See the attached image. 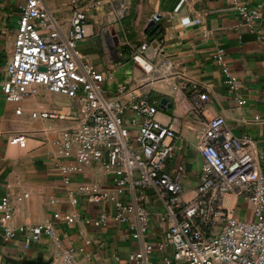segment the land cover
Here are the masks:
<instances>
[{
	"label": "built area",
	"instance_id": "2783aa9c",
	"mask_svg": "<svg viewBox=\"0 0 264 264\" xmlns=\"http://www.w3.org/2000/svg\"><path fill=\"white\" fill-rule=\"evenodd\" d=\"M231 3L246 23L252 25L256 21L258 14L247 1ZM102 4L103 0H91L87 6L76 5L70 26L63 33L59 21L42 0H24L20 4L13 52L1 82L5 98L18 103L16 112L22 113L20 103L36 94L42 85L72 101L69 112L58 108L32 109L30 115L66 120L54 138L61 154L58 167L65 180L70 181L96 161L111 175L115 191L99 181H83L77 188L100 204L102 222L114 217L145 232L150 213L143 201L150 190L163 200L165 210L160 219L167 223L164 236L156 241L147 240L142 247L130 251L128 257L134 264H264V170L259 144L249 133L234 134L223 114L209 117L202 127L199 144L202 171L194 192L186 195L184 165L179 164L174 170L168 168V160L175 155L177 134L173 122L157 117L160 97L147 88L136 93L128 84L110 93L105 82L114 78L113 72L99 69L94 63L80 62V42L88 35L87 7ZM131 46V58L144 79L151 73L156 78L182 76L174 86L185 87L190 82L191 111L196 115L206 113L211 94L205 83L181 75L174 60L162 58L157 47L150 52L151 41ZM212 56L222 65L229 88L237 92L242 81L230 67L225 48L218 47ZM154 58L160 61L154 62ZM236 98L240 104L247 101L241 96ZM27 140V133L18 132L9 142L25 146ZM129 182L138 187V201L120 196L129 188ZM227 194L247 198L254 217H242L227 207ZM13 215L10 194L5 193L0 200V219L6 240L21 231L24 245L29 247L42 236H50L63 261L74 264L77 249L63 245L54 223H21L13 227L9 224ZM65 217L71 218V213ZM167 247L171 254L155 256Z\"/></svg>",
	"mask_w": 264,
	"mask_h": 264
},
{
	"label": "crops",
	"instance_id": "0c3cea01",
	"mask_svg": "<svg viewBox=\"0 0 264 264\" xmlns=\"http://www.w3.org/2000/svg\"><path fill=\"white\" fill-rule=\"evenodd\" d=\"M23 1L0 0V200L5 193L10 194L14 215L9 224L17 227L21 223H54L63 245L77 249L74 264H134L128 257L130 251L142 247L147 240L156 241L164 236L167 223L160 219L165 210L163 200L150 190L143 201L150 213L145 232L114 217L102 222L100 204L77 188L83 181H99L115 191L111 175L96 161L70 181L65 180L58 167L61 154L54 138L66 120L30 115L32 109L58 108L69 112L72 101L66 95L40 85L36 94L20 103L24 110L17 113L18 103L8 101L1 89L6 63L13 52ZM90 1L42 0L59 21L63 33L70 26L73 8L87 6ZM245 1L258 14L252 25L246 23L231 0H150L147 22L136 37L151 41L150 52L157 47L162 58L173 59L181 75L207 85L211 101L202 115H196L190 109V82L185 87L174 86L182 76L156 78L151 73L144 79L140 68L127 53L119 57L111 55L109 43L102 34V29L109 28L105 27L108 21L103 15L107 0H103L100 7H87L88 35L80 42V62L94 63L99 69L113 72L114 78L105 82L110 93L122 84H128L136 93L147 88L152 94L160 98L167 95L174 102L172 113L160 107L157 117L164 122H173L176 128L175 155L168 160V168L174 170L179 164L184 165L186 195L194 192L202 171L203 157L199 146L202 127L216 114L225 116L234 134L249 133L254 137L261 150L260 163L264 170V0ZM152 19H155L157 31L162 30L159 37L148 35L147 28ZM218 47L225 48L230 67L242 81L237 92L229 88L222 65L213 59L212 54ZM123 48L119 46L117 51L123 52ZM152 60L160 61L158 58ZM237 96L246 98V103L240 104ZM18 132L27 133L25 146L9 142ZM128 187L120 196L138 201V187L131 182ZM224 204L242 217H254L252 204L245 197L227 194ZM110 209L115 212L113 205ZM56 212L60 215L56 216ZM66 213H71V218H66ZM23 239L24 233L18 231L6 240L0 219V264H26L29 259L46 261L45 264H66L50 236H42L29 247L24 245ZM165 253L171 254V248L157 251L155 256L159 258Z\"/></svg>",
	"mask_w": 264,
	"mask_h": 264
},
{
	"label": "rangeland",
	"instance_id": "374dc122",
	"mask_svg": "<svg viewBox=\"0 0 264 264\" xmlns=\"http://www.w3.org/2000/svg\"><path fill=\"white\" fill-rule=\"evenodd\" d=\"M104 8L103 15L108 21L105 27L109 28L106 31L102 29V34L109 43L111 55L119 57L127 53L131 57V45L148 40V38L136 37L142 33L143 25L147 22L150 0H107ZM119 46L124 47L123 52L117 51Z\"/></svg>",
	"mask_w": 264,
	"mask_h": 264
},
{
	"label": "water",
	"instance_id": "95a60500",
	"mask_svg": "<svg viewBox=\"0 0 264 264\" xmlns=\"http://www.w3.org/2000/svg\"><path fill=\"white\" fill-rule=\"evenodd\" d=\"M155 22V19H152L149 23V26H152ZM147 28V30H148ZM41 68H45V67H41ZM173 105H174V102L170 99V97H168L167 95H162L161 98H160V102H159V106L169 112V113H172L173 111ZM46 261H42V262H39V261H36V260H32V259H29L27 260V263L26 264H45Z\"/></svg>",
	"mask_w": 264,
	"mask_h": 264
},
{
	"label": "trees",
	"instance_id": "16d2710c",
	"mask_svg": "<svg viewBox=\"0 0 264 264\" xmlns=\"http://www.w3.org/2000/svg\"><path fill=\"white\" fill-rule=\"evenodd\" d=\"M156 24L152 25L149 29H148V35L151 36V35H155L156 37L161 34L162 30H158V27L155 28ZM158 97H160L159 95H157Z\"/></svg>",
	"mask_w": 264,
	"mask_h": 264
}]
</instances>
